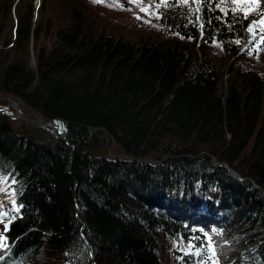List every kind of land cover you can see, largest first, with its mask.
I'll list each match as a JSON object with an SVG mask.
<instances>
[{
  "label": "trees",
  "instance_id": "16d2710c",
  "mask_svg": "<svg viewBox=\"0 0 264 264\" xmlns=\"http://www.w3.org/2000/svg\"><path fill=\"white\" fill-rule=\"evenodd\" d=\"M91 1L44 0L47 37L32 0H0V91L59 117L68 140L0 113V200L19 209L0 264H37L41 246L68 264H264L251 237L221 261L162 202L209 203L191 215L264 238V30H247L264 0L247 18L230 0H165L158 29ZM101 128L128 156L99 152Z\"/></svg>",
  "mask_w": 264,
  "mask_h": 264
},
{
  "label": "rangeland",
  "instance_id": "374dc122",
  "mask_svg": "<svg viewBox=\"0 0 264 264\" xmlns=\"http://www.w3.org/2000/svg\"><path fill=\"white\" fill-rule=\"evenodd\" d=\"M43 1L44 0H32V4H33L34 9H35L34 14H33V18H32V22H33V25H35L37 22H40L41 27L48 26V29H49V30H47V37H48V36H50L49 32L51 31V29L55 30L56 26L51 25V24H47V21H46L47 17L45 16L44 13L39 14L40 6H41V3ZM91 2L92 3L97 2V4H101L107 8H113L114 10L117 9V11H116L117 13H115V15L122 12L120 15H125L126 18L127 17L128 18L130 17V19L132 18L134 23H138V21H140L141 23H144L145 25H151L154 29L159 28L158 27L159 23L156 19V16L152 14V12L155 11V5H156L155 0H92ZM230 4L235 6V4L232 3V0H230ZM149 6H151L149 11H142L141 10V8L149 7ZM52 8H53V6H49V12L52 11ZM103 9L105 10V12H107V10L104 7H103ZM103 9H101V10H103ZM12 17H13V14H12ZM48 41H49L48 43H50V44H52L54 42V38L52 37V35H51V39L49 38ZM29 59H30L29 60L30 66L34 68L36 65V60H35V51L33 49H31V51H30V58ZM228 74L229 73L227 72V75ZM13 101L19 102V105L17 107H15L13 105ZM0 107L5 108L7 110H11V111H16V109H17L20 112H22L23 114H26L27 116H29L31 118H35V119H37L38 116L41 114L38 110H36L33 107H31L30 105H28L19 96H16L14 94H10V93L4 92V91H0ZM3 115H5V117L10 122L13 129H15L18 132L23 131V130H27V129L33 130L36 127H42L39 125L32 124L29 119L23 117L22 115H19L17 117H11L9 114H6V113H3ZM43 128H45V127H43ZM101 138L103 139V142H102L101 148L99 149V152H102L106 156H116V155L121 156V155H119V151H117L116 143H115L113 137H111L109 134L103 135V133H102ZM224 164H226V163H224ZM9 192H11V191H9ZM162 202L166 206L164 208L169 209L170 213L173 212L170 209V206L171 207H173V206L178 207L177 208L178 212H176V214H173L174 217L184 220L188 226L194 225V224H200V225L204 226V228H206V231H208V233L212 237H213V233L215 231L224 228L223 221L220 218L213 217L209 214L207 215V216H211L209 221L200 220V221L196 222L194 220V218L192 217V215H191L192 212H190V210L193 209L194 206L196 207L198 212H199L198 209H200V212L209 213L210 212L209 211V208H210L209 203L205 204V206H200L198 208L196 204H194L192 206L190 204L184 205L183 202H179V201H174V202L162 201ZM4 205H6V203H4V200H0V214H6L2 217V222H0V237L3 238L2 240H0V243H2L3 245L6 244V238L4 235V232H5L4 225L8 224L9 220L14 216V213L18 208L12 200H11L9 206H4ZM182 213H184L185 216ZM188 215H190V218L187 217ZM198 215L201 216L204 214L201 213ZM190 219H193L194 221L190 220ZM43 239H45V237H43ZM172 243H173V241L170 242L167 249H165L166 254H169L171 247H173V245L175 244V243L174 244H172ZM34 259H35V262L37 264H68L66 262L65 256L63 254H57L56 257H53L52 255L48 256L46 251H45L44 246L39 247L38 251L35 254ZM171 260L172 259L170 258L169 261H171ZM226 260L228 263H230L232 258L229 257ZM176 264H179V263H176Z\"/></svg>",
  "mask_w": 264,
  "mask_h": 264
},
{
  "label": "snow or ice",
  "instance_id": "6c2138e0",
  "mask_svg": "<svg viewBox=\"0 0 264 264\" xmlns=\"http://www.w3.org/2000/svg\"><path fill=\"white\" fill-rule=\"evenodd\" d=\"M183 3H187V0H183ZM232 3L235 4V7L232 9L234 12L235 11H240V12H243L245 17L247 18L248 15L252 12H256L257 9L259 8V3H260V0H232ZM217 6L219 7L220 5L217 4ZM161 7H167V4L165 2V0H161L160 3L156 4L155 5V8L156 9H159ZM151 8V6L149 7H143L141 8L142 11H149ZM196 12H199L200 11V8L199 6H197V8L195 9ZM153 15H156L157 16V19L160 18L158 12H155L153 11L152 12ZM197 19H199V17H197ZM202 27V26H201ZM257 27H260L262 30H264V11H258L257 12V18L252 20L251 23H250V26L248 27V31L250 33H253L255 35V30ZM236 43H240L239 40L236 41ZM259 44H264V35H262L260 37V41H259ZM256 50H257V55L259 53V45H256ZM252 53L249 52V55H251ZM17 211H19V209H17ZM6 215V214H0V222H2V217ZM9 223H11V221H9ZM7 227L8 225L5 224L4 225V228L5 230H7ZM3 238L0 237V240H2ZM4 245L2 243H0V247H3ZM213 256H215V251L213 249Z\"/></svg>",
  "mask_w": 264,
  "mask_h": 264
},
{
  "label": "water",
  "instance_id": "95a60500",
  "mask_svg": "<svg viewBox=\"0 0 264 264\" xmlns=\"http://www.w3.org/2000/svg\"><path fill=\"white\" fill-rule=\"evenodd\" d=\"M8 98V97H7ZM10 98V97H9ZM0 113H6L9 114L11 117H17L19 115H22L23 117L29 119L31 121L32 124L34 125H39L42 127H45L47 129L53 130L55 131V133L61 135L66 141H68L65 137V134L62 131L61 128V124H60V118L59 117H45L43 115H39L37 119L35 118H31L29 116H27L26 114H23L22 112H20L19 110L16 109V111H11V110H7L5 108L0 107ZM100 127H93V128H88V130L90 132L92 131H97ZM103 131V135H108V132H106L103 128H101ZM119 155L121 156H128L127 154H125L124 152H119ZM137 160L141 161H152V159L148 158V157H144V158H136ZM212 159L219 163V161H217L215 159L214 156H212ZM223 164L225 162H222Z\"/></svg>",
  "mask_w": 264,
  "mask_h": 264
},
{
  "label": "bare ground",
  "instance_id": "6f19581e",
  "mask_svg": "<svg viewBox=\"0 0 264 264\" xmlns=\"http://www.w3.org/2000/svg\"><path fill=\"white\" fill-rule=\"evenodd\" d=\"M13 105L15 106V107H17L18 105H19V102H17V101H13ZM192 217L194 218V220L197 222V221H200V220H205V221H209V219H210V217L209 216H207V215H201V216H199V215H192ZM190 218V217H189ZM207 219V220H206ZM259 242H261L262 240H258ZM221 246H223V245H221Z\"/></svg>",
  "mask_w": 264,
  "mask_h": 264
}]
</instances>
